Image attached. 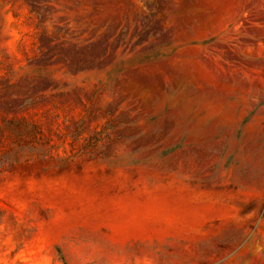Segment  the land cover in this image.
<instances>
[{"label": "rangeland", "instance_id": "1", "mask_svg": "<svg viewBox=\"0 0 264 264\" xmlns=\"http://www.w3.org/2000/svg\"><path fill=\"white\" fill-rule=\"evenodd\" d=\"M0 264H264V0H0Z\"/></svg>", "mask_w": 264, "mask_h": 264}]
</instances>
